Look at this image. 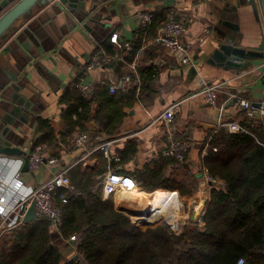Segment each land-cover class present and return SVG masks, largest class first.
I'll list each match as a JSON object with an SVG mask.
<instances>
[{"label": "crops", "instance_id": "1", "mask_svg": "<svg viewBox=\"0 0 264 264\" xmlns=\"http://www.w3.org/2000/svg\"><path fill=\"white\" fill-rule=\"evenodd\" d=\"M255 1L256 12L248 0H105L97 4L91 14H86L92 0H66L64 4L51 0L18 18L0 39V144L16 148L23 154H0V194L6 197L0 209H10L20 203L31 188L63 166H71L69 175L76 169L87 172L99 167L104 169L103 173L113 168L127 175L137 170L143 172L147 166L153 169V162L160 163L161 158L168 157L163 151L173 138L190 142L185 153L186 166L175 172L192 175L199 189L203 188L202 172L205 170L200 163L206 151L203 144L218 116L219 102L225 97L220 94L216 105L209 104L198 93L200 87L207 82H222L253 100L264 95V49L262 57L235 52V49L256 51L264 40V17ZM170 8L185 15L188 28L185 38L191 45L188 64L181 63L177 55L158 44H142L139 36L140 12L153 14L148 35L152 36ZM92 15L97 16L94 21L90 20ZM112 33H117L119 40L131 42V49L114 45L109 39ZM222 47H229L231 54ZM97 49L112 53L113 59L87 72V59ZM36 62L43 67L45 77L34 67ZM46 69L52 74H49L51 78ZM124 75H131L138 83L137 98L131 106L122 107L124 116L112 136L100 132L94 122L85 124L89 133L94 131V136L87 141V150H93L83 166L77 162V152L62 146L65 139L62 145H57V135L64 136L75 128L63 117L67 103L61 102V97L73 83L99 86L104 82L102 86L107 87L115 84L117 90L124 93L128 90L121 84ZM174 103H178L176 113L166 125L157 117ZM90 105L92 111L97 107L94 100ZM225 115L230 120L244 122L231 103L226 106ZM43 121L53 132L50 143L41 130ZM96 133L101 134L99 138ZM109 140L114 141L108 146L110 158H107L102 149L95 147ZM35 143L45 144L48 153L57 147L58 162L42 164L33 170L24 168V158ZM165 169L167 176L171 172L174 174L170 165ZM101 176L97 177L99 184ZM132 183L133 189L117 191L115 198H120L122 192L131 195L135 189L159 213L165 202L175 195L173 191L159 203ZM208 193L203 189L195 194L200 196L199 204L205 203ZM98 196L102 201L107 200L102 198L101 187ZM12 214L5 220L0 215V227H7ZM130 217L140 222L146 219ZM35 220L13 224V228L2 232L0 248H8L14 241V234L32 227ZM48 227L52 233L54 229L50 223ZM70 253L64 249L62 260L72 259Z\"/></svg>", "mask_w": 264, "mask_h": 264}, {"label": "trees", "instance_id": "2", "mask_svg": "<svg viewBox=\"0 0 264 264\" xmlns=\"http://www.w3.org/2000/svg\"><path fill=\"white\" fill-rule=\"evenodd\" d=\"M136 96L134 89L110 93L107 86H100L92 100L86 101L76 90L67 89L61 97V102L67 103L63 117L70 127L79 129L94 122L109 137L121 123L122 107L131 106ZM93 100L97 103L94 111L90 105ZM243 124L250 133L221 129L207 145L203 144L206 151L200 157L201 167L221 182L205 201L203 228L178 234L160 225L138 228L108 202L109 198L99 199L102 167L87 172L76 169L69 175L70 190L64 200H59L63 216L58 232L64 240L77 237L76 241L72 239L77 258L63 261L60 249L51 240L48 221L37 219L32 227L14 234L8 248H0V264H236L239 259L244 264H264V125ZM41 130L50 143L54 136L46 121ZM186 161V154L183 161L161 158L160 163L153 162V169L147 166L143 172L137 170L129 176L160 203L173 191L179 195L191 193L175 183L172 172L167 176L165 169L170 165L175 173L185 168ZM157 214L153 206V213L145 221L130 220L149 223Z\"/></svg>", "mask_w": 264, "mask_h": 264}, {"label": "built area", "instance_id": "3", "mask_svg": "<svg viewBox=\"0 0 264 264\" xmlns=\"http://www.w3.org/2000/svg\"><path fill=\"white\" fill-rule=\"evenodd\" d=\"M139 16V36L141 38L142 44H158L164 48H167L172 54L177 55L181 63L188 64L191 62V45L185 38L188 28L185 21V15L183 13L175 8L168 9L164 14V18L157 26L154 35L152 36L148 35L149 27L153 20V14L150 11H142L140 12ZM109 39L114 45L118 46L119 48H124L126 50L131 49V42L119 40L117 33H112ZM112 59L113 56L108 55L103 49H97L88 57L85 65V70L88 72L94 68L103 67ZM121 84L126 89H134L136 92L135 94L137 95L139 86L138 83L131 77V75H124L121 78ZM102 85H104V82L99 86L93 83H73L71 84V89L78 91L82 94L86 101H89L92 100L95 91ZM108 90L110 93H114L117 91V86L115 84H109ZM198 93L202 94L205 101L212 105L217 104L220 94L224 95L225 97L221 102H219L218 116L215 119L213 128L205 141V145H207L213 137L217 136L221 129L227 130L232 133H250L249 129L243 123H239L235 120H230L227 118V116L225 115V109L229 103H231L235 107V109L239 111L244 121L251 123H260L264 125V95H262L257 100H253L242 95L241 93L229 89L222 82L203 83ZM177 105L178 103H174L165 108L157 117V119L168 125L172 121L176 113ZM100 135V133H96L95 136L99 138ZM88 136V129H79L78 127H75L74 130L65 134L64 136L63 134L57 135V145H62L63 139H65L66 142L62 146L71 151L77 152L79 154L77 162H81L83 166H86L88 155L93 150H87L86 146ZM114 140L99 143L95 148L102 149L104 156L110 158L108 155V146ZM189 147L190 142L187 139L173 138L170 140L169 145L164 149L163 154L165 156L181 160L183 159V154L186 153ZM51 151L53 152H47L45 144H33V148L26 155L29 169H36L42 164H56L58 162V157L56 156L57 147L53 148V150ZM70 167L71 166H63L44 182L31 188L24 199H22L20 203L15 204L14 206L12 205L10 209L5 210L1 208L0 215L3 220H5V218L11 213H13V218L12 220L7 222V227H0V234L4 231L9 230L10 228H13L11 227L13 224L15 225L16 223L22 222V218L31 202L34 203L35 218L47 220L53 227V229L58 231V227L61 224L63 216L62 207L59 204V200H64L66 197V191L71 188L69 180ZM204 173L205 182L210 186L220 183V181H218L217 179L209 176L206 171ZM125 179L133 181L138 186L135 180L129 175L119 173L113 168L107 169V171L104 172L101 176L102 198L108 199L112 194L116 193V188L120 186V184H123V181ZM215 189H218V187H216ZM5 198L6 197L4 194H0V205L4 204ZM204 212V209H200L197 213V221L199 223V226L204 225L201 219ZM236 264H244V261L242 259H239Z\"/></svg>", "mask_w": 264, "mask_h": 264}, {"label": "rangeland", "instance_id": "4", "mask_svg": "<svg viewBox=\"0 0 264 264\" xmlns=\"http://www.w3.org/2000/svg\"><path fill=\"white\" fill-rule=\"evenodd\" d=\"M185 157V153L183 154V159ZM183 159L178 161H183ZM204 170V169H203ZM173 177H175V183L178 185H183V188L190 190L189 195H179L177 191L175 192V199L173 202L166 203L162 206V208L159 210V213L154 218L155 220L150 221L149 223H132L130 221V216L133 214V212H139L141 211L138 204L131 201H124L121 198H115V193L112 194L108 200V202L116 209L123 210L122 213L126 215L129 219V221L135 225L138 228H146V227H157V226H165L169 231L172 233L178 234L182 233L185 229H194V228H203V226H199V223L197 221L198 219V211L200 209H204V204H199L200 196H195L197 192L202 191L203 189H207V192L210 193L211 188L215 189L218 187V189L221 186V182L217 183L216 185H209L205 182V173L202 172V181L204 183L203 188L199 189V183L197 179L193 178L192 175H188L185 172L182 174H179L178 172H175L173 174ZM200 180V179H199ZM216 186V187H215ZM215 187V188H213ZM164 189V188H162ZM167 191H173L170 189H165ZM209 193L207 195H209ZM201 195V194H200ZM203 195V194H202ZM209 197V196H208ZM124 201V204H123ZM130 202V203H129ZM124 205V206H123ZM127 205V206H126ZM135 205V206H134ZM119 211V210H118ZM205 211V209H204ZM202 218V217H201ZM57 231V230H54ZM74 241L77 240L76 236H72L70 238ZM75 251V249H74ZM75 255H77L76 251L74 252ZM72 256V255H71ZM81 264H85V262L82 261Z\"/></svg>", "mask_w": 264, "mask_h": 264}, {"label": "water", "instance_id": "5", "mask_svg": "<svg viewBox=\"0 0 264 264\" xmlns=\"http://www.w3.org/2000/svg\"><path fill=\"white\" fill-rule=\"evenodd\" d=\"M49 1L51 0H2L0 2V39L3 38V36L11 29L12 25L14 22L20 18L21 16L27 15L31 11L33 7L37 6H44L46 5ZM83 1V0H82ZM249 3L252 6V9L254 12H256V1L255 0H248ZM62 4L66 2V0H59ZM93 4L90 6V8L86 11V14H91L95 9L97 4H101L102 2H105V0H92ZM258 7L260 12L262 13L264 17V0H257ZM11 4V5H9ZM79 7H82V3L79 4ZM93 19H90L94 21L97 16L92 15ZM79 21V20H78ZM222 50H226L228 53L231 54V49L229 47H222ZM264 49V40L260 43V45L257 47L256 51L248 49L245 51H237L235 49V52H243L246 56L249 55H256V56H263L261 51ZM34 67L39 70L41 75L45 77L43 67L38 66V62L34 63ZM46 68V67H44ZM47 71V69H46ZM48 72V77L51 78L52 76H49L50 71ZM52 75V74H51ZM94 136V131H90L88 140L92 139ZM0 154H5V155H14V154H23L21 151H19L16 148L9 147V145H2L0 144ZM24 168L28 167L27 164V157L24 158ZM119 211H123L121 209H118ZM140 213V212H139ZM133 212V214H138ZM35 220V215H34V203L31 202L30 205L28 206L23 218H22V223H28L30 221ZM51 240L53 244L57 245L58 248L60 249L61 252H63L64 249L70 250L72 258L75 259L77 258V255H75V251L73 249V241L72 240H64L58 231H53L51 233Z\"/></svg>", "mask_w": 264, "mask_h": 264}, {"label": "bare ground", "instance_id": "6", "mask_svg": "<svg viewBox=\"0 0 264 264\" xmlns=\"http://www.w3.org/2000/svg\"><path fill=\"white\" fill-rule=\"evenodd\" d=\"M134 186H133V183L132 181H130L129 179H125L123 181V184H120V186H118L116 188V194H117V191H128L130 189H133ZM120 193V192H119ZM131 195H124V193L122 192L121 194H119V197L124 200V201H133L135 202V204L137 203L138 206L140 207L141 210H143L144 212H135V213H139L140 215L138 214H131V215H134V216H139L140 218L142 217H146V219H148V215L150 216L152 213H153V206L152 204L149 203V201L144 197L143 194L139 193L138 191H136L135 189L130 193ZM118 195V194H117ZM118 197V196H117ZM175 199V195H172L166 202V203H169V202H173ZM124 201H123V204H124ZM130 203V202H129ZM124 206V205H123ZM127 206V205H126ZM135 206V205H134ZM145 219V220H146Z\"/></svg>", "mask_w": 264, "mask_h": 264}]
</instances>
